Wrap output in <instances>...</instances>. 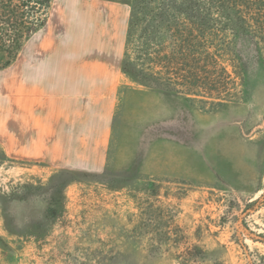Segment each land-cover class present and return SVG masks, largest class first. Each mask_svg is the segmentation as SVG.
Here are the masks:
<instances>
[{
    "label": "rangeland",
    "instance_id": "1",
    "mask_svg": "<svg viewBox=\"0 0 264 264\" xmlns=\"http://www.w3.org/2000/svg\"><path fill=\"white\" fill-rule=\"evenodd\" d=\"M100 1L128 17L132 0ZM229 4L236 35L222 9L195 81L160 61L174 32L151 65L171 81L123 80L102 171L0 149V264H264V243L239 231L264 234V204L249 211L264 192V0Z\"/></svg>",
    "mask_w": 264,
    "mask_h": 264
},
{
    "label": "crops",
    "instance_id": "2",
    "mask_svg": "<svg viewBox=\"0 0 264 264\" xmlns=\"http://www.w3.org/2000/svg\"><path fill=\"white\" fill-rule=\"evenodd\" d=\"M128 18L123 5L51 0L45 25L0 69V149L8 159L103 170L127 78Z\"/></svg>",
    "mask_w": 264,
    "mask_h": 264
},
{
    "label": "trees",
    "instance_id": "3",
    "mask_svg": "<svg viewBox=\"0 0 264 264\" xmlns=\"http://www.w3.org/2000/svg\"><path fill=\"white\" fill-rule=\"evenodd\" d=\"M231 1L132 0L121 71L132 82L148 88L164 80L171 81L170 76L164 79L155 75L151 65L155 62L152 55L155 53L154 48L158 46L157 41L159 47L163 48L161 44L166 42L170 32H174L172 36L174 40L170 46L173 50L171 53L176 55L169 58V54L166 53L160 61L164 67H167L171 60L178 66L187 64L190 68L188 78L195 81L201 63L199 52L210 47L202 41L212 36L215 25L220 23L217 17L222 9L227 15V21L220 30L230 31L233 36L236 35L234 27L237 24L228 16ZM50 6L51 0H0V69L10 65L23 42L45 24ZM180 16L187 22L184 28L178 27L177 21ZM134 42L136 44L133 49L137 56L132 58L127 48L129 49L128 46ZM207 59L209 60L208 56ZM4 156L6 157L5 154ZM262 204H264V192L249 204V211L256 210ZM239 231L253 241L264 243V234H255L247 226H243ZM243 247L245 248L244 244ZM247 263L254 264L251 258Z\"/></svg>",
    "mask_w": 264,
    "mask_h": 264
}]
</instances>
